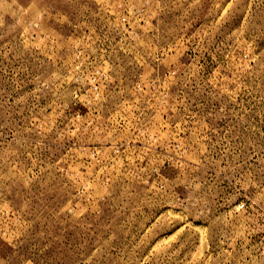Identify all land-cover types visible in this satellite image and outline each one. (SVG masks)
<instances>
[{
  "label": "rangeland",
  "instance_id": "rangeland-1",
  "mask_svg": "<svg viewBox=\"0 0 264 264\" xmlns=\"http://www.w3.org/2000/svg\"><path fill=\"white\" fill-rule=\"evenodd\" d=\"M0 264H264V0H0Z\"/></svg>",
  "mask_w": 264,
  "mask_h": 264
}]
</instances>
